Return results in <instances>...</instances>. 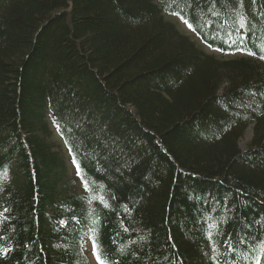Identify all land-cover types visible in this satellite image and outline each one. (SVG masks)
<instances>
[{
    "label": "trees",
    "instance_id": "16d2710c",
    "mask_svg": "<svg viewBox=\"0 0 264 264\" xmlns=\"http://www.w3.org/2000/svg\"><path fill=\"white\" fill-rule=\"evenodd\" d=\"M260 46L264 0H0V264H256Z\"/></svg>",
    "mask_w": 264,
    "mask_h": 264
},
{
    "label": "snow or ice",
    "instance_id": "6c2138e0",
    "mask_svg": "<svg viewBox=\"0 0 264 264\" xmlns=\"http://www.w3.org/2000/svg\"><path fill=\"white\" fill-rule=\"evenodd\" d=\"M176 2H177V0H167V3H169V4H174ZM185 2L187 3L188 7H191V0H185ZM210 2L213 4V6H215V4H217V3L228 4L231 2V0H210ZM253 2L255 3V0H253ZM236 3L240 4L242 6L243 0H236ZM209 11H211V9H209ZM234 11H236V14L239 16L240 28L248 27V20H247L246 15H241L239 13L238 9H234ZM175 14L179 15V13H175ZM212 14L214 16L219 15L218 12H212ZM181 19H183L182 16H181ZM185 23L187 24L188 28L195 31V27L192 23H190L188 20H185ZM208 27H211V25L209 24ZM220 27L223 29L224 25H221ZM238 31L239 30L237 29V32ZM249 31H251L250 28H249ZM217 36H218V33L214 34L211 37V39H216ZM226 36H227V39L224 41V43L228 44L229 47H231L234 44H241L242 45L244 40L247 39L246 36L240 35L239 40H237L236 38H233V34L231 31H227ZM237 51H246V49L238 46ZM260 51L262 53L260 55V59H264V46H260ZM248 54L255 55L254 52H249ZM74 163H76L75 160H74ZM76 168H77V174L80 175L81 179L83 180L85 189L88 190L89 189V182L84 178V176L82 174V170H81L80 165L78 163L76 164ZM103 199H104L103 197H100L101 202L103 201ZM7 211H8V209H4V212H7ZM2 215H3V213H0V216H2ZM6 220H7V217H5L4 220H0V224H3L4 221H6ZM95 222L96 221H94V223ZM90 231L95 233L97 230L91 229ZM125 231H127V229H125ZM0 239H3V237H0ZM91 239H92L93 252L96 256V260H97L98 264H119L118 261L109 260V256L112 255V253H109L107 250L101 249L100 245L97 242V236L96 235H93L91 237ZM209 240L210 241L212 240L211 234H209ZM213 243H214V241H213ZM228 247H231V246L229 245ZM8 251H9V249H7V248L0 249V252H2L4 255H6ZM212 251L216 252L217 248L213 247ZM261 252H262V255L258 256L256 258V264H261V259L264 258V242H261ZM245 258H247V257H245Z\"/></svg>",
    "mask_w": 264,
    "mask_h": 264
},
{
    "label": "rangeland",
    "instance_id": "374dc122",
    "mask_svg": "<svg viewBox=\"0 0 264 264\" xmlns=\"http://www.w3.org/2000/svg\"><path fill=\"white\" fill-rule=\"evenodd\" d=\"M164 16H165L166 20L174 23L178 27L179 31L183 35H185V36L188 35L187 37L190 38V40L192 42H194L199 48H201V49H203L206 52L211 53V54H218V52L212 51L209 48L205 47L203 44H201V42L197 39V37H195L193 35L191 30L178 17H176V16H174L172 14H164ZM252 128H253L252 125L247 127V129L244 132L243 137L240 140L239 145H240V148H242L243 150H246L250 146L251 139H252V136H253ZM67 158H68V155H67ZM71 165L72 164L69 162L70 169L73 170V167Z\"/></svg>",
    "mask_w": 264,
    "mask_h": 264
}]
</instances>
